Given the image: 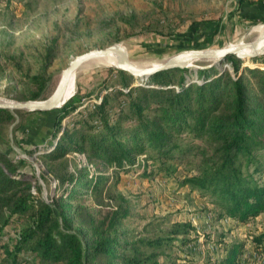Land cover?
<instances>
[{
	"label": "rangeland",
	"instance_id": "rangeland-1",
	"mask_svg": "<svg viewBox=\"0 0 264 264\" xmlns=\"http://www.w3.org/2000/svg\"><path fill=\"white\" fill-rule=\"evenodd\" d=\"M255 25L264 26V0H0V99L18 100L15 96H22L31 100L26 96L33 93H39L35 100L45 99L69 60L89 49L118 43L135 66L147 67L181 51H206L251 41L259 35ZM214 61L193 59L186 67L141 78L98 57L89 58L73 70V94L79 99L61 118L55 137L48 132L54 111L14 115L13 123H0V161L5 156L18 166L13 177H27L32 184H40L41 197H61L69 216L79 200L89 204L94 224L97 208L105 214L120 204L122 213L126 206V212L117 219L118 238L127 242L145 240L138 242L142 256L151 255L160 264H217L233 243L240 250L237 264H264V240H256L264 232V209L246 220L218 216V209L206 197L180 184L192 169L190 162H165L173 170L170 173L159 169L158 160L152 158L155 153L145 145L142 150L134 148L130 157L117 152V156L106 159L100 149L92 155L87 143L82 144V151L77 150L73 141H66L65 160H46L57 151L58 140L67 127L79 126L82 120L98 123L90 120V113L104 97L108 99L105 109L110 113L109 121L116 118L115 110L125 111L120 128H136L145 118L161 114L162 109L156 110L161 104L157 100L166 93L149 96L146 105L140 96L142 86L170 91L188 86V111L192 115L182 117L181 125L166 127L165 131L178 143H198L192 130L196 125L193 115L204 105L216 102L221 107L232 79L242 82L250 112L261 114L258 119L263 121L264 53L236 58V68L228 57ZM40 69V76L33 79ZM200 84L203 87L198 89ZM129 89H135L131 97L123 94ZM118 90L123 93L116 103L113 95ZM129 97L142 105L141 117H136L134 110L128 111ZM119 137L123 146L131 144L125 134ZM76 178L82 182L72 188ZM92 185L103 192L96 199ZM80 190L87 192L73 201L74 192ZM188 226L192 229L169 235L161 246L147 243L163 239L161 230Z\"/></svg>",
	"mask_w": 264,
	"mask_h": 264
},
{
	"label": "trees",
	"instance_id": "trees-1",
	"mask_svg": "<svg viewBox=\"0 0 264 264\" xmlns=\"http://www.w3.org/2000/svg\"><path fill=\"white\" fill-rule=\"evenodd\" d=\"M49 54L48 52L47 56ZM225 57L231 59L234 67H237L238 57L234 54ZM40 74L41 69L32 78H37ZM262 82L264 85V78ZM203 85L200 84L198 89ZM229 85L231 89L225 90L227 100L221 107L216 102L209 107L204 105L193 115L196 125L192 130L199 139L197 144L193 141L178 143L165 132L166 127L181 125L182 117L192 115L188 111L191 103L186 92L188 86L178 91L142 86L140 96L145 102L149 96L166 93L157 100L161 104L156 110L162 109L161 114L145 118L136 128H120L119 120L125 111L123 108L115 110L116 118L113 122L109 121L110 113L105 109L108 99L104 97L90 113V120L93 118L92 121L97 120L98 123L82 120L79 126L67 127L58 140L57 151L46 154V160L48 157H63L65 160L63 155L64 147L68 145L66 141H73L79 151L83 150L82 144L87 143L92 155L100 149V154L106 159L115 157L117 152L127 157L134 148L138 149L137 146L139 150L147 146L155 153L152 158L158 160L159 169L165 172L173 171L166 166L167 161L192 163V169L179 180L180 184L196 190L199 196L206 197L218 209V216L227 215L246 220L264 209V119L260 121L258 117L261 114L250 112L252 107L241 81L232 79ZM133 90L135 89H129L127 93L118 90L113 98L118 103L120 94L131 97ZM15 97L20 101L26 99L22 96ZM26 97L36 99L39 93ZM130 97L128 111L134 110L139 118L142 105ZM199 98L201 96L197 98L198 101ZM78 99L77 94H73L60 108L34 111H54V120L48 131L51 138L60 129L61 118L74 108V102ZM27 112L33 111L0 108V123L11 124L14 115ZM124 134L129 138L128 143H131L127 146H123L119 139ZM17 167L5 156L0 161V264H160L151 255L142 256L138 242L143 243L145 240L127 242L118 238L120 234L115 230L117 219L126 212V206L122 213L120 204L115 205L114 209L106 210L105 214L97 208V221L94 224L95 217L88 212L89 204L79 200L78 206L71 210L69 216L61 197L49 196L45 199L40 196V184H32L27 177H13ZM61 176L64 178L65 171ZM81 182L82 179L76 178L72 188ZM108 188L105 189L107 193ZM93 189V199L103 193H99L101 190L96 187ZM86 192L87 190L74 192L72 200L77 201ZM108 217L110 219L106 221ZM190 228L192 226L182 230H161L165 240L156 238L147 243L153 247L161 246L168 241L169 235L186 233ZM256 240H264V232L256 236ZM239 251L238 244H231L217 264H237Z\"/></svg>",
	"mask_w": 264,
	"mask_h": 264
},
{
	"label": "water",
	"instance_id": "water-1",
	"mask_svg": "<svg viewBox=\"0 0 264 264\" xmlns=\"http://www.w3.org/2000/svg\"><path fill=\"white\" fill-rule=\"evenodd\" d=\"M250 47L251 51L245 50ZM114 53L117 57V67L124 70L132 76L147 77L162 70L173 68L186 67L193 59H214L217 62L229 54H234L236 57L245 59L255 57L264 53V26L258 37L233 46L227 45L220 48L202 50H185L170 56L164 62L156 63L147 67L135 66L128 58L127 51L124 46L114 43L103 48H93L77 54L69 60L67 65L63 68L60 78L51 92L45 99L40 100H9L0 99V108L10 110H27V111H46L60 107L62 105L61 98L63 96L65 85L73 72V70L83 61Z\"/></svg>",
	"mask_w": 264,
	"mask_h": 264
},
{
	"label": "bare ground",
	"instance_id": "bare-ground-1",
	"mask_svg": "<svg viewBox=\"0 0 264 264\" xmlns=\"http://www.w3.org/2000/svg\"><path fill=\"white\" fill-rule=\"evenodd\" d=\"M254 29L258 31L257 33H260L263 29V25H257V26L255 25ZM239 43H241V41ZM230 46H233V45H230ZM245 50L250 52L251 48L246 47ZM98 60L106 64H109V65L117 66V57L114 53H109L107 55L99 56ZM74 88H75V78H74V73L72 72L64 88L63 96L61 98L62 104L73 94Z\"/></svg>",
	"mask_w": 264,
	"mask_h": 264
}]
</instances>
